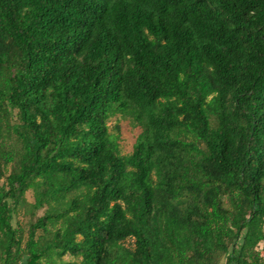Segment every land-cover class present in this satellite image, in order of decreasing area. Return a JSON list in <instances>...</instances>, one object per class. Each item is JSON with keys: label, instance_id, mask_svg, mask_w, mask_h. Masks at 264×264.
<instances>
[{"label": "trees", "instance_id": "1", "mask_svg": "<svg viewBox=\"0 0 264 264\" xmlns=\"http://www.w3.org/2000/svg\"><path fill=\"white\" fill-rule=\"evenodd\" d=\"M0 264H264V0H0Z\"/></svg>", "mask_w": 264, "mask_h": 264}, {"label": "rangeland", "instance_id": "2", "mask_svg": "<svg viewBox=\"0 0 264 264\" xmlns=\"http://www.w3.org/2000/svg\"><path fill=\"white\" fill-rule=\"evenodd\" d=\"M117 117H113L109 120L108 125L111 131V127L113 126L114 122H116ZM119 128H118V145L121 154L128 153L132 149V145L134 143L135 137L139 132L138 128L132 127L128 120H119ZM27 198L30 200L31 196L27 194ZM41 213V210L39 211ZM263 246V243H260ZM64 260L71 259L69 255L63 256Z\"/></svg>", "mask_w": 264, "mask_h": 264}]
</instances>
